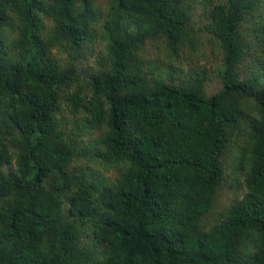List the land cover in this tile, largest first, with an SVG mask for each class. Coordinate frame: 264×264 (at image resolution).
<instances>
[{"label": "trees", "instance_id": "obj_1", "mask_svg": "<svg viewBox=\"0 0 264 264\" xmlns=\"http://www.w3.org/2000/svg\"><path fill=\"white\" fill-rule=\"evenodd\" d=\"M198 2L209 95L144 51ZM0 264H264V0H0Z\"/></svg>", "mask_w": 264, "mask_h": 264}, {"label": "rangeland", "instance_id": "obj_2", "mask_svg": "<svg viewBox=\"0 0 264 264\" xmlns=\"http://www.w3.org/2000/svg\"><path fill=\"white\" fill-rule=\"evenodd\" d=\"M203 11V5L198 2L194 6L193 21L196 28L198 26V32L194 34V37H190L191 43L186 44V46H181L176 50L174 54L170 53L163 42L157 41L156 43H149L145 46V58L149 65L155 67L156 70L164 75L166 71L171 73L173 80L176 82L179 79H184L185 77L194 76L196 73H205V94L209 95L219 89L220 80L216 74L220 52L216 46V42L202 33V26H199L200 19L199 15ZM205 13V12H204ZM246 31V30H244ZM99 51L97 47L94 48V52ZM93 57V56H92ZM92 57H87L89 62ZM76 62V61H75ZM84 65V62L78 64L80 67ZM154 68V69H155ZM246 69V67H245ZM166 72V74H167ZM83 84H79L81 86ZM68 113L66 111L63 121L67 123L69 127V121L67 119ZM97 134L93 133L88 138H96ZM241 141V140H238ZM242 142V141H241ZM224 160V173L223 179L218 187L214 196V208L217 218L219 217L221 211H223L229 204L234 200L239 199L243 194L244 188L242 183V176L236 179V175L232 173V164L236 165L237 159ZM110 178L113 177L112 171L108 173Z\"/></svg>", "mask_w": 264, "mask_h": 264}]
</instances>
